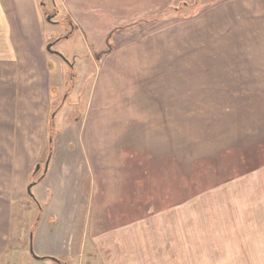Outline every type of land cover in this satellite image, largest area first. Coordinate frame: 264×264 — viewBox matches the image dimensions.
<instances>
[{"label":"rangeland","instance_id":"rangeland-1","mask_svg":"<svg viewBox=\"0 0 264 264\" xmlns=\"http://www.w3.org/2000/svg\"><path fill=\"white\" fill-rule=\"evenodd\" d=\"M40 6L52 15L47 36L54 43V66L65 75L56 89L66 96L75 84L94 79L90 37L75 32L73 24L81 26L76 15L86 27L95 14L109 16L107 24H97L104 42L96 45L98 62L116 42L134 46L159 34L158 27L180 25L171 70L157 73L169 85L161 90L165 100L173 96L175 102L161 104L164 110L153 119L145 114L144 130L112 145L119 149L112 154L122 176L113 171L108 190L116 198L127 195V210L134 211L136 196L143 199L141 221L97 246L86 232L74 264H264V0H172L159 11L138 13V21L127 10L128 22L94 0H40ZM184 18L193 28H183ZM151 26L157 32H148ZM106 30L111 32L101 39ZM56 105L59 110L61 103ZM133 167L143 176L133 175ZM35 200L39 208L35 201L21 203L1 264H56L36 259L30 246L43 207Z\"/></svg>","mask_w":264,"mask_h":264},{"label":"crops","instance_id":"crops-1","mask_svg":"<svg viewBox=\"0 0 264 264\" xmlns=\"http://www.w3.org/2000/svg\"><path fill=\"white\" fill-rule=\"evenodd\" d=\"M94 1L116 10L113 15L128 22L127 10L136 13L138 21V13L145 9L159 11L169 7L172 0ZM76 16V23L81 26L73 24V28L90 37L89 51L96 56V45L104 43L98 40L101 29L97 24L100 20L107 24L109 16L95 14L89 27ZM48 17L40 0H0V264L10 247L20 205L34 202L28 198V186L38 164L44 168V174L32 190L43 207L30 230V246L37 256L48 257L56 264H74L81 258L73 254L76 249L83 252L86 232L88 240L97 246V241L134 229L141 221L138 211L145 203L136 196L134 211L127 210L123 208L127 195L116 198L108 190L113 171L122 176L112 154L119 149L112 145L117 144L114 139L127 143L128 136L137 134L139 127L144 130L145 114L153 119L156 110H164L161 104L175 102L173 96L165 100L161 90L169 85L157 73L171 70V57L177 53L174 30L180 25L168 23L166 28L158 27L159 34L143 37L145 41L134 46H118L116 42L99 62L92 56L93 82L80 83L81 87L75 84L66 96L63 88L56 89L65 81V75L62 69L56 70L54 55L47 50ZM183 21V28H193L190 20ZM155 28L148 27V32H157ZM110 32L106 30L101 39L106 40ZM90 45L95 46L91 49ZM59 102L61 108L56 110ZM54 120L51 142L50 124ZM50 143L52 154L46 169ZM128 169L129 164L126 174ZM132 174L144 173L133 167ZM117 187L123 190L122 184ZM34 204L37 206L36 201ZM170 204L171 197L169 207ZM100 214L103 221L98 224Z\"/></svg>","mask_w":264,"mask_h":264},{"label":"trees","instance_id":"trees-1","mask_svg":"<svg viewBox=\"0 0 264 264\" xmlns=\"http://www.w3.org/2000/svg\"><path fill=\"white\" fill-rule=\"evenodd\" d=\"M53 128H54V126H53V123H51L50 124V135H51V137H50V141L52 142V134H53ZM48 158L49 157H51V154H52V143H50V148H49V150H48ZM38 173H39V171L38 172H35V170H34V173H33V176H32V180L30 181V184H29V186H30V193H28V195L34 200V201H36L35 200V197H34V195H33V193H32V187H33V185L35 184V183H37L41 178H42V174L41 175H39L38 177H37V175H38ZM46 258H48V257H45V259Z\"/></svg>","mask_w":264,"mask_h":264},{"label":"water","instance_id":"water-1","mask_svg":"<svg viewBox=\"0 0 264 264\" xmlns=\"http://www.w3.org/2000/svg\"><path fill=\"white\" fill-rule=\"evenodd\" d=\"M48 20H51L50 19V17H48ZM52 44L53 43H50L49 45H48V49H51V46H52ZM49 162H50V157L48 158V160H47V163H46V169H47V167H48V164H49ZM40 168H41V164H38L37 166H36V169H35V172H38L39 170H40ZM36 184V183H35ZM34 186V185H33ZM28 193H30V186H28ZM32 253H33V251H32ZM34 254V253H33ZM34 256H35V258H37V259H45V256H43V257H41V256H37L36 254H34ZM49 258H51L52 260H55V261H57L58 263H60V260H58V259H56V258H53V257H49Z\"/></svg>","mask_w":264,"mask_h":264},{"label":"flooded vegetation","instance_id":"flooded-vegetation-1","mask_svg":"<svg viewBox=\"0 0 264 264\" xmlns=\"http://www.w3.org/2000/svg\"><path fill=\"white\" fill-rule=\"evenodd\" d=\"M51 16L52 15H50L49 17L51 18ZM54 46V43L52 44V46H51V49H48V47H47V49L52 53V52H54L53 51V49H52V47ZM96 54H97V52H95ZM52 54H55V53H52ZM98 57V56H97ZM68 62V64L70 63V64H72L73 65V63L72 62H70V61H67ZM74 66V65H73Z\"/></svg>","mask_w":264,"mask_h":264}]
</instances>
